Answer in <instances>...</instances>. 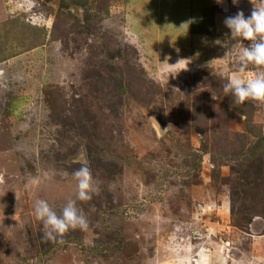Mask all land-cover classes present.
Returning a JSON list of instances; mask_svg holds the SVG:
<instances>
[{"label": "rangeland", "instance_id": "rangeland-1", "mask_svg": "<svg viewBox=\"0 0 264 264\" xmlns=\"http://www.w3.org/2000/svg\"><path fill=\"white\" fill-rule=\"evenodd\" d=\"M259 4L0 0V264H264V104L223 90ZM85 151L88 228L46 240Z\"/></svg>", "mask_w": 264, "mask_h": 264}, {"label": "clouds", "instance_id": "clouds-1", "mask_svg": "<svg viewBox=\"0 0 264 264\" xmlns=\"http://www.w3.org/2000/svg\"><path fill=\"white\" fill-rule=\"evenodd\" d=\"M223 4L225 0H216ZM233 4L238 0H232ZM230 30V37L223 42V47L228 48L229 42L246 40L250 43L239 54V70L231 75L223 90L235 98V102L244 104L254 101L264 104V74L249 76L246 72L248 66H264V0L259 6L254 5L251 15L246 17L240 11L235 16H229L224 21ZM215 43L220 44L219 40ZM81 167L74 172L77 182L75 199H69L60 214L44 199H39L34 204V215L42 221L43 238L49 241L63 243V236L70 230H86L88 221L82 210L78 208L77 201H90L93 194L99 191L91 169L88 166L86 151L80 157Z\"/></svg>", "mask_w": 264, "mask_h": 264}]
</instances>
